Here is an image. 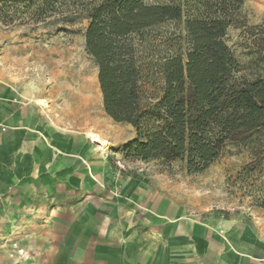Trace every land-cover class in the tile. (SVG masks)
<instances>
[{"label": "rangeland", "instance_id": "rangeland-1", "mask_svg": "<svg viewBox=\"0 0 264 264\" xmlns=\"http://www.w3.org/2000/svg\"><path fill=\"white\" fill-rule=\"evenodd\" d=\"M83 2L58 0L55 11L43 14L41 0L33 5L0 1V97L19 102L40 96L50 119L99 137L100 142L90 140L100 146L111 172L100 188L116 194L114 218L131 212L135 228L109 235L100 227L106 210L96 211L92 220L84 213L29 206L20 194L23 181L12 182L14 166L1 163L0 264H166L157 261V254L168 248L173 254L168 264H198L204 257L201 239L228 241L229 233L239 231L264 237V209L256 205L253 189L238 179L253 159L248 145L229 143L216 162L196 174L180 161L124 156L122 148L136 131L104 110L98 66L85 49L89 21L80 11ZM74 11L81 12L80 18L68 21ZM243 13L246 25L231 27L226 42L241 64L239 77L254 81L264 76V0H246ZM5 131L0 123V132ZM123 190H134L137 198L122 197ZM170 221L181 222L191 243L185 247L189 257L181 246L170 244Z\"/></svg>", "mask_w": 264, "mask_h": 264}, {"label": "trees", "instance_id": "trees-1", "mask_svg": "<svg viewBox=\"0 0 264 264\" xmlns=\"http://www.w3.org/2000/svg\"><path fill=\"white\" fill-rule=\"evenodd\" d=\"M41 1L43 14L56 10L58 0ZM86 1L85 49L98 66L104 110L136 131L124 156L180 161L196 174L229 143L248 145L253 159L238 179L264 209V76L239 77L226 42L231 27L247 23L246 0Z\"/></svg>", "mask_w": 264, "mask_h": 264}, {"label": "crops", "instance_id": "crops-1", "mask_svg": "<svg viewBox=\"0 0 264 264\" xmlns=\"http://www.w3.org/2000/svg\"><path fill=\"white\" fill-rule=\"evenodd\" d=\"M2 99L0 97V123L5 125L6 131L0 132V164L14 166L12 173L17 180L13 177L12 182L23 181L20 194L27 198L29 206L36 203L50 213L63 210L84 213L92 220L96 211L106 210L108 217L101 220L100 227L109 229V235H114L111 231L119 228H135L131 212H127L125 218V213L121 212V220L114 218L112 200L116 194L100 188L111 173L108 160L100 146L90 140L89 132L68 130L50 119L45 107L40 105L43 100L40 96L22 98L19 102ZM122 193L125 195L122 197L131 201L137 198L134 190ZM37 199H41V203ZM89 211L92 213H87ZM168 228L170 244L176 243L188 253L186 248L191 243L181 222L170 221ZM227 239L215 237L211 242L201 239L204 257L198 264H264V237L257 239L239 231L234 235L229 233ZM186 253L184 256L189 257ZM116 259L124 262L125 258L117 254ZM172 259L169 248L157 254V261L168 264Z\"/></svg>", "mask_w": 264, "mask_h": 264}, {"label": "bare ground", "instance_id": "bare-ground-1", "mask_svg": "<svg viewBox=\"0 0 264 264\" xmlns=\"http://www.w3.org/2000/svg\"><path fill=\"white\" fill-rule=\"evenodd\" d=\"M90 136L93 137L94 141H99L100 142V138L97 137L95 134L91 133Z\"/></svg>", "mask_w": 264, "mask_h": 264}]
</instances>
